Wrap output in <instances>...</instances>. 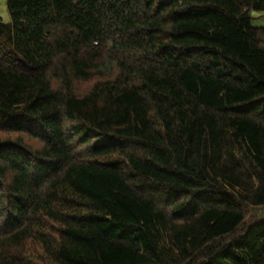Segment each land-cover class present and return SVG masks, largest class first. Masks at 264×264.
<instances>
[{
    "label": "trees",
    "instance_id": "obj_1",
    "mask_svg": "<svg viewBox=\"0 0 264 264\" xmlns=\"http://www.w3.org/2000/svg\"><path fill=\"white\" fill-rule=\"evenodd\" d=\"M0 264H264V0H7Z\"/></svg>",
    "mask_w": 264,
    "mask_h": 264
},
{
    "label": "rangeland",
    "instance_id": "obj_2",
    "mask_svg": "<svg viewBox=\"0 0 264 264\" xmlns=\"http://www.w3.org/2000/svg\"><path fill=\"white\" fill-rule=\"evenodd\" d=\"M6 1L0 0V19L4 22L9 20V15L6 9ZM251 23L254 26L264 27V13L252 12Z\"/></svg>",
    "mask_w": 264,
    "mask_h": 264
}]
</instances>
